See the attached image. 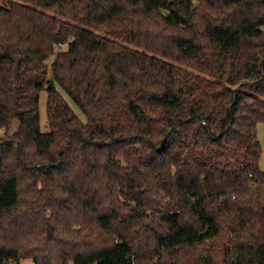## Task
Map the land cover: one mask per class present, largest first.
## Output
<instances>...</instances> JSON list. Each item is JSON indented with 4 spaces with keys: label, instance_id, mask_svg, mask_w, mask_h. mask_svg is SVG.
Returning a JSON list of instances; mask_svg holds the SVG:
<instances>
[{
    "label": "trees",
    "instance_id": "1",
    "mask_svg": "<svg viewBox=\"0 0 264 264\" xmlns=\"http://www.w3.org/2000/svg\"><path fill=\"white\" fill-rule=\"evenodd\" d=\"M15 120L0 264H264V0H6Z\"/></svg>",
    "mask_w": 264,
    "mask_h": 264
},
{
    "label": "rangeland",
    "instance_id": "2",
    "mask_svg": "<svg viewBox=\"0 0 264 264\" xmlns=\"http://www.w3.org/2000/svg\"><path fill=\"white\" fill-rule=\"evenodd\" d=\"M5 2L6 0H0V4H3ZM53 61H54V58H51L48 61V64L51 65ZM49 77L52 78V70H50ZM63 96L68 101V103L70 104L74 112L78 114L79 117L83 121H86V117L84 116V114L81 113L80 109L68 98V96L65 93H63ZM40 99H41V103H40L41 126L40 127L43 133L45 132L48 133L50 132V130H49L48 115H47V102H48L47 93L44 92L41 95ZM19 127H20V122L18 120H15L9 128H0V139L13 137L14 134L18 132ZM258 138L262 145V155H263L261 163H260V169L264 171V124L260 125L258 128ZM20 264H35V263L32 260H23Z\"/></svg>",
    "mask_w": 264,
    "mask_h": 264
},
{
    "label": "water",
    "instance_id": "3",
    "mask_svg": "<svg viewBox=\"0 0 264 264\" xmlns=\"http://www.w3.org/2000/svg\"><path fill=\"white\" fill-rule=\"evenodd\" d=\"M5 264H10V263L6 262Z\"/></svg>",
    "mask_w": 264,
    "mask_h": 264
}]
</instances>
